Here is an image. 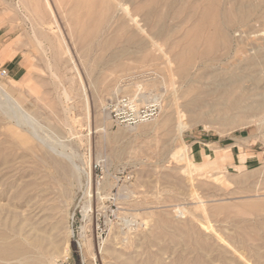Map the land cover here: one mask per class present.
<instances>
[{"label":"rangeland","instance_id":"1","mask_svg":"<svg viewBox=\"0 0 264 264\" xmlns=\"http://www.w3.org/2000/svg\"><path fill=\"white\" fill-rule=\"evenodd\" d=\"M73 1L0 0V85L21 106L18 125L0 123V155L13 154L0 165V233L6 236L0 241L31 237L29 221L39 222L37 234L45 239L0 264H39L40 247L47 264L60 258L71 264H239L205 222L256 263L253 251L264 255V0H215L225 37L183 75L178 47L186 43L192 13L210 0H122L140 26L122 6L107 10L97 3V32L89 37L82 30V42L73 24L91 26L93 1L72 13ZM230 10L236 15L229 19ZM151 94L160 96L161 108L147 122L117 124L106 109L116 97L144 104L140 95ZM9 130L26 143L16 144ZM55 151L73 154L82 172ZM90 169L95 198L83 193ZM31 192L36 199L30 201Z\"/></svg>","mask_w":264,"mask_h":264},{"label":"bare ground","instance_id":"2","mask_svg":"<svg viewBox=\"0 0 264 264\" xmlns=\"http://www.w3.org/2000/svg\"><path fill=\"white\" fill-rule=\"evenodd\" d=\"M89 1L90 0H75V1H73V5H72V13L75 11V10H80L84 5H86L87 3H89ZM91 1H93V9L92 8H89V10H88V16H90V19H88V20H90V21H92L93 20V22H92V24H91V26L89 27V26H85V24H82V23H79V21L77 20V21H75L74 22V24H73V26H74V28L76 29V30H78V34H79V40H80V42H82V41H84V40H87L85 37L86 36H82L81 35V31L83 30L84 31V29H86L87 30V34H89V37H90V33H96L97 31H96V29H97V24L99 23L98 21H99V19H98V16H99V14H101L102 12H100L99 11V14L97 15L96 14V10H97V8L95 7V6H97V3L99 4V5H101V4H104V6H105V8L107 9V10H112V9H114V8H117L118 6H122V10H124L125 11V15L127 16V15H130V16H128L129 17V20L131 21V22H133V23H135L137 26H140V25H138V21H137V18L135 17V15H133L132 13H131V11L130 10H128V8H127V6H125L124 4H121L120 2L122 1V0H91ZM127 1H132V0H127ZM144 1V0H143ZM142 1V2H143ZM140 2H141V0H140ZM147 1H145V4H147L146 3ZM205 3H206V0H205ZM217 3V2H216ZM215 3V0L213 1H208V3H206L205 5H201L200 7H198L193 13H192V16L194 17V21H193V25L192 26H190L189 28V30L187 29V31L185 32V35H184V38H185V40H186V43H185V45L184 46H179L178 48H180L179 50H176V51H179V52H177V58H178V60L176 59V61H179L180 62V64H178V65H180V67H179V72L183 75V74H185V70L186 69H188L187 68V66H189V64H191L193 61H194V59L195 58H201L200 60H202V59H204V58H206L209 54H211L214 50H215V48L217 47V42H218V40L220 39V38H223V37H225V34L223 33V30H222V25H220L219 24V14H220V9H221V7H219V5L218 4H216ZM46 4H47V6H49V2H48V0H46ZM88 6V5H87ZM236 6V5H235ZM101 7V6H100ZM137 7H139V6H137ZM143 8V7H142ZM141 8V9H142ZM236 8H240V6H236ZM236 8H234V9H236ZM231 9H233V8H231ZM95 10V11H94ZM99 10V9H98ZM115 10V9H114ZM113 10V11H114ZM136 10H137V8H136ZM139 10V9H138ZM239 10V9H238ZM102 11H103V9H102ZM140 11V10H139ZM138 11V12H139ZM86 12V11H85ZM111 12V11H110ZM229 12V11H228ZM234 12V10H230V12L228 13V18L230 19L231 17H232V15L233 14H235V12ZM241 10H240V15H241ZM95 13V14H94ZM97 13H98V11H97ZM243 13V12H242ZM86 14V13H85ZM237 14H239V13H237ZM102 15V14H101ZM236 15V14H235ZM87 15H86V17H88ZM243 16V15H242ZM102 17V16H101ZM106 18V17H105ZM239 18H240V16H239ZM92 19V20H91ZM89 21V22H90ZM122 24H123V22H122ZM89 25V24H88ZM124 25H126V23H124ZM150 26V25H149ZM152 28V27H151ZM123 29V28H122ZM85 30V31H86ZM124 30H125V33L126 32H128V34H130V35H133V32H131L130 30H128V28L126 27H124ZM142 31H144L143 29H141ZM84 31V32H85ZM99 31H101V30H99ZM84 32H83V35H84ZM100 33V32H99ZM98 33V34H99ZM86 34V35H87ZM97 36V35H96ZM127 36V39H129L130 40V36H128V35H126ZM134 36V35H133ZM87 37H88V35H87ZM97 38V37H96ZM95 39V38H94ZM113 39H114V37H113ZM96 40V39H95ZM97 40H98V38H97ZM115 40V39H114ZM132 40V39H131ZM98 41H100V40H98ZM116 41V40H115ZM89 42V41H88ZM93 42V41H92ZM108 42V41H107ZM183 42V41H182ZM224 42V41H223ZM86 43V42H85ZM109 43V42H108ZM114 43V42H113ZM112 43V44H113ZM94 44V43H93ZM102 44V43H101ZM106 44V43H105ZM110 44V43H109ZM109 44H107L108 46H109ZM111 44V45H112ZM220 44V43H219ZM103 45V44H102ZM87 45H85V47H86ZM92 46V45H91ZM107 46V47H108ZM219 47V46H218ZM92 48V47H91ZM91 48H89V50L91 49ZM94 48V47H93ZM158 48V47H157ZM156 48V49H157ZM217 49V48H216ZM88 49H87V51H89ZM218 50V49H217ZM86 51V53H89V52H87ZM175 51V52H176ZM85 53V54H86ZM175 54V53H174ZM88 55V54H87ZM174 56H176V54L174 55ZM199 60V59H198ZM193 67V66H192ZM191 67V68H192ZM167 70V69H166ZM172 74V73H171ZM187 74V73H186ZM184 76H186V75H184ZM66 90V89H65ZM114 93V92H113ZM150 93V92H149ZM62 94H64V96L68 99V96H67V94L68 93H66V91H63V93ZM139 94V93H138ZM0 95H2L3 96V100H1L0 99V123L1 122H3V123H12L13 121H16V123H17V125H18V122H19V120H20V117L18 116V114H17V112L18 111H21V106H20V104H19V102H18V100L17 99H15L10 93H8L7 92V90L5 89V88H3L1 85H0ZM160 96L159 95H149V96H144V95H140V98L144 101V102H148V101H152V100H155V99H160L159 98ZM69 100H71V98L69 99ZM66 101V100H65ZM68 101V100H67ZM66 101V102H67ZM65 104V103H64ZM232 106H234V107H236V103H234ZM22 108H23V106H22ZM230 109H231V107H229ZM233 108V107H232ZM247 109H249V107H246V110ZM23 110V109H22ZM65 110V109H64ZM226 110H228V108L226 109ZM27 114H29V113H27ZM31 114V113H30ZM33 116V115H32ZM29 117V116H28ZM31 117V116H30ZM33 118V117H32ZM32 118H30V119H32ZM34 119V118H33ZM36 120V119H35ZM35 120H34V122H35ZM166 120V119H165ZM32 121V120H31ZM22 122V121H21ZM33 122V123H34ZM16 123H13L14 125L16 124ZM2 124V123H1ZM20 124V123H19ZM4 125V124H3ZM21 125H22V123H21ZM13 126V125H12ZM27 127L26 128H29V126L28 125H26ZM13 128V127H12ZM18 128H21V127H18ZM3 129H4V127H3ZM14 130V129H13ZM20 130V129H19ZM25 130V129H24ZM34 130V129H33ZM8 131V130H7ZM12 134H15L16 135V138H18L17 139V142H15L16 144L17 143H19V142H22V144L23 143H26V137L23 135V134H20V132H14V131H12V130H9ZM29 131V130H28ZM35 131V130H34ZM33 131V132H34ZM0 132H1V130H0ZM2 132H3V130H2ZM21 132H22V129H21ZM30 132V131H29ZM1 134V133H0ZM30 134V133H29ZM2 135V134H1ZM0 135V138L2 137ZM14 135V136H15ZM28 135V134H27ZM32 135H36V134H32ZM13 138H15V137H13ZM34 138V137H33ZM15 140V139H14ZM30 140V139H29ZM35 140V139H34ZM19 141V142H18ZM0 142H1V139H0ZM0 144H2V142L0 143ZM16 144H14V145H16ZM47 144H48V142H47ZM13 145V146H14ZM20 145H21V143H20ZM31 145V144H30ZM51 146H52V151L51 152H54V150H55V147H53L54 145H52V144H50ZM25 147H27V150L29 149L28 148V146H26V145H24ZM17 147V146H16ZM32 147V146H31ZM3 150V148H1V151ZM4 151V150H3ZM13 151V150H12ZM25 151V150H24ZM61 151V150H60ZM63 151V150H62ZM15 152V151H14ZM55 152H57V151H55ZM64 152V151H63ZM12 153V152H11ZM65 153H67V152H65ZM14 154H16V153H14ZM22 154V153H21ZM52 155H53V153H51ZM70 154V153H69ZM68 154V155H69ZM10 155L11 154H9L8 156H6V155H4V156H2V155H0V165H7L9 162H10V160H9V158H10ZM13 155V154H12ZM11 155V156H12ZM27 155V154H26ZM57 155H59V156H61V157H63V158H65V159H67V161L69 162V164H70V166L76 171V172H78V174L80 173V171H81V169H80V167L78 166V165H76L75 164V162H73V159L71 158V157H73L74 155L73 154H71L72 156L71 157H69L68 155H66V154H63L62 152H57ZM15 156V155H14ZM17 156H19V154L17 155ZM21 156H23V154L21 155ZM54 156V155H53ZM14 158V157H13ZM12 158V159H13ZM20 159V158H19ZM21 159H23V157L21 158ZM54 159V158H53ZM75 159V158H74ZM17 160H18V158H17ZM25 160V159H24ZM27 160V159H26ZM26 160H25V162H26ZM23 162V161H22ZM22 162H21V164H22ZM13 163V162H12ZM20 163V162H19ZM63 165V164H62ZM52 166V165H51ZM1 167V166H0ZM6 167V166H5ZM54 167L58 170V169H62V166H60V164L59 163H57V161L55 162L54 161ZM1 168H4V167H1ZM21 168V167H20ZM29 168V167H28ZM7 169V168H6ZM16 169V168H15ZM19 169V168H18ZM25 168H23V170H24ZM30 170L32 169L31 167L29 168ZM29 169H27V170H29ZM3 170H5V169H3ZM8 170V169H7ZM19 170H21V169H19ZM29 170V171H30ZM64 170V169H63ZM1 172V171H0ZM25 172H26V170H25ZM82 172V171H81ZM84 174H85V176H86V187H85V190H84V195L85 196H87V197H91L92 196V198H95V195H96V192L95 191H93V187H92V189H91V182H92V177H91V169L90 170H88V171H84ZM35 187V186H34ZM32 191V190H31ZM33 192V191H32ZM30 193V196L28 197L29 198V200L31 201V200H34V199H36L35 198V194L34 193ZM40 191H38L37 193H39ZM41 193V192H40ZM41 195V194H40ZM18 196V195H17ZM45 195H43V197H44ZM244 204V203H243ZM36 205V204H35ZM242 205V204H241ZM248 205V204H247ZM251 205V204H250ZM35 207V206H34ZM38 207V206H37ZM245 207V206H244ZM247 207V206H246ZM36 208V207H35ZM90 208H91V201L90 200H88L87 201V204H85L84 206H83V211L85 212V214H87L89 211H90ZM45 209V208H44ZM48 209V208H47ZM51 209V208H50ZM245 209V208H244ZM247 209V208H246ZM251 209H252V207H251ZM34 210V209H33ZM248 210V209H247ZM252 210H254V209H252ZM46 211V210H45ZM49 212H50V210H49ZM47 213H48V210H47ZM49 214V213H48ZM1 216V215H0ZM4 217V216H3ZM6 217H7V215H6ZM72 217V216H71ZM21 218V217H20ZM43 219H46V218H49V215H45V217H42ZM4 219V218H3ZM6 219V218H5ZM22 220V219H21ZM20 220V221H21ZM24 220V219H23ZM26 220H28V219H26ZM36 220V219H35ZM40 220V219H39ZM189 220V219H188ZM200 220V219H199ZM1 221V220H0ZM186 221V220H185ZM201 221H203V220H201ZM211 221V220H210ZM2 222V221H1ZM43 222V221H42ZM24 223V222H23ZM22 223V225L24 226V224ZM38 221H29V223H28V226H29V229L28 230H31V231H33L34 230V233H33V235H31V237H27V235H24V234H19L18 236L19 237H21V239L20 240H15V241H11V242H1L0 243V258H3V259H6L7 257H10V256H14V257H17L18 255H20V254H24V251L27 249V248H29V247H34V249H36V246H39V244H41L42 242H43V240L45 241V239L42 237L43 235H41L40 233V236L37 234L38 232H42L43 231V228H40V227H38ZM184 223V222H183ZM186 223V222H185ZM184 223V224H185ZM199 223V222H198ZM18 224V223H17ZM16 224V225H17ZM182 225V226H184V228H187V229H190V228H195L194 226H189V225H186V227H185V225ZM193 224V223H192ZM1 225V224H0ZM19 226H21L20 225V223L18 224ZM201 225H202V227L204 228V229H206L207 231H208V233L210 232L212 235H213V237L214 238H216L217 240H220V241H222V242H224L231 250H232V252L233 253H235V255L237 254V256L238 257H240L239 258V260H240V263L239 264H264V255L263 254H261L260 252H259V249H257V250H254L253 251V254H254V256L256 257V260H257V262L256 263H253V261H251V259L250 258H248V257H250L249 256V254H250V251H249V254H248V257L244 254V252L243 251H238V249H236L233 245H231V244H229L227 241H225V239L222 237V235L217 231L218 229H214L212 226H210L209 225V223H201ZM200 224H199V226H201ZM25 226H27V225H25ZM27 226V227H28ZM178 226V225H177ZM188 226H189V228H188ZM5 227H6V224H5ZM17 227V226H16ZM176 227V226H175ZM201 227V228H202ZM251 227V226H250ZM9 228V227H8ZM26 228V227H25ZM173 228V227H172ZM177 228V227H176ZM200 228V229H201ZM243 229L245 228V227H242ZM255 228H257V227H255ZM45 229V228H44ZM81 229H82V231L81 232H83L84 231V229H85V227H84V225L81 227ZM179 229V228H178ZM196 229L197 230H200V229H198V225H197V227H196ZM14 230H15V226H14ZM170 230V229H169ZM203 230V229H202ZM17 231V230H16ZM171 231V230H170ZM170 231H168V232H170ZM174 231H176V229L174 230ZM196 231V230H195ZM240 231V230H239ZM23 232V231H22ZM29 232V231H28ZM45 232V231H44ZM186 232V234L187 233H189L190 231L189 230H187V231H185ZM248 232V231H247ZM247 232H246V234H247ZM249 232H251V230L249 231ZM13 233H15V232H13ZM25 233H27V232H25ZM174 233V232H173ZM16 234H18V233H16ZM44 234V233H43ZM68 234L69 235H71L72 234V231H71V229H69L68 230ZM170 234H172V231H171V233ZM169 233H168V236H170L171 237V235H170ZM175 234H177V233H175ZM192 234H193V232H192ZM192 234L190 233V235H191V237L193 238V236H194V234H193V236H192ZM201 234H202V232H201ZM244 234H245V232H244ZM243 234V235H244ZM249 234V233H248ZM254 234H256V236H258L259 235V233H255L254 232ZM258 234V235H257ZM164 235V234H163ZM173 235V234H172ZM179 235V234H178ZM185 235V234H184ZM198 235H199V233H198ZM5 236V235H4ZM14 236H16V235H14ZM46 236V235H45ZM68 236V235H67ZM150 236V235H149ZM173 236H175V235H173ZM181 236V235H180ZM204 236V235H203ZM177 237V236H176ZM175 237V238H176ZM185 237V236H184ZM187 237H188V235H187ZM244 237V236H243ZM261 237V236H260ZM2 238H3V234L2 233H0V240H2ZM5 238H6V236H5ZM4 238V239H5ZM17 238V237H16ZM172 238L173 237H171V238H169L170 240H172ZM186 238V237H185ZM203 238H205V237H203ZM207 238V237H206ZM205 238V239H206ZM210 239H211V237H209ZM208 238V239H209ZM255 238V237H254ZM3 239V240H4ZM209 239V240H210ZM264 239V238H263ZM2 240V241H3ZM64 240V239H63ZM181 240V239H180ZM183 240V239H182ZM234 240H236V239H234ZM239 240V239H238ZM261 240V239H260ZM53 241V240H52ZM131 241V240H130ZM200 241V240H199ZM263 241V240H262ZM172 242H173V240H172ZM214 242V241H213ZM236 242H237V240H236ZM242 242V241H241ZM244 242H245V239H244ZM52 243V242H51ZM50 243V244H51ZM126 243V242H125ZM128 243V242H127ZM131 243V242H130ZM188 243V242H187ZM190 243V242H189ZM188 243V244H189ZM204 243V242H203ZM214 243H216V242H214ZM182 244H183V242H182ZM211 244H212V241H211ZM210 244V245H211ZM219 244V243H218ZM238 244V243H237ZM245 244H247V243H245ZM263 245H264V242L262 243ZM262 244H260V245H262ZM42 245V244H41ZM185 245H186V243H185ZM190 245V244H189ZM202 245V244H201ZM208 245V244H207ZM213 245V244H212ZM211 245V246H212ZM112 246V245H111ZM114 246V245H113ZM129 246V245H128ZM188 246V245H187ZM192 246L194 247V245L192 244ZM191 246V250H197V249H195V248H193ZM197 246V245H196ZM205 246V245H204ZM209 246V245H208ZM243 246H245L244 245V243H243ZM88 248H89V245L87 246ZM100 247H101V245H100ZM201 247V246H200ZM203 247V246H202ZM257 247V246H256ZM46 248H47V246H46ZM49 248V247H48ZM60 248V247H59ZM193 248V249H192ZM198 248V247H197ZM210 248V247H209ZM220 248V247H219ZM243 248V247H242ZM40 249H41V247H40ZM38 250L39 251V254H40V261H39V264H47V263H44V261H41V260H45V259H47L46 258V254H47V250L45 249L44 251H43V249H41V250ZM57 249H58V246H57V244H55L54 243V247H53V250L54 251H57ZM61 249V248H60ZM188 249V248H187ZM213 249V248H212ZM214 249H216V248H214ZM248 248L246 247V250H247ZM250 249V248H249ZM49 250L51 251V249L49 248ZM189 250V249H188ZM199 250V249H198ZM209 250H211V248L209 249ZM240 250V249H239ZM252 250H253V248H252ZM251 250V251H252ZM109 250H107V252H108ZM34 252V251H33ZM64 252L65 253H67V243H65V245H64ZM117 252H120V251H118L117 250ZM208 252V251H207ZM28 253V252H27ZM35 253V252H34ZM115 253V252H114ZM199 253H200V251H199ZM202 253V252H201ZM206 253V252H205ZM30 254V253H29ZM36 254V253H35ZM38 254V253H37ZM118 254V253H117ZM120 254V253H119ZM203 254V253H202ZM202 254H201V256H202ZM208 254V253H207ZM223 254V253H222ZM222 254L220 255V256H222ZM15 255H17V256H15ZM214 255H216V254H214L213 253V257H215ZM224 255V254H223ZM237 256H235V258L237 257ZM253 256V257H254ZM21 257V256H20ZM25 257H28V256H25ZM24 257V258H25ZM29 257H31V256H29ZM130 257V256H129ZM203 257V256H202ZM210 257V256H209ZM234 257V256H233ZM251 257H252V255H251ZM222 258H224L223 256H222ZM2 259V260H3ZM10 258H8V260H9ZM204 259H207V258H204ZM204 259H203V262H204ZM209 259V258H208ZM208 259L207 260H205V262H209L208 261ZM215 259V258H214ZM22 260V259H21ZM24 260H27V259H24ZM56 259H54L50 264H53L54 263V261H55ZM155 260V259H154ZM157 260V259H156ZM155 260V261H156ZM179 260V259H178ZM199 260H200V258H199ZM225 260V259H224ZM224 260H222V261H224ZM235 259H233V261H234ZM238 260V259H237ZM236 260V261H237ZM157 261H159L160 262V260H157ZM163 260H161V262H162ZM194 261V260H193ZM192 261V262H193ZM216 261V260H215ZM221 261V260H220ZM160 262V263H161ZM175 262H176V260H175ZM179 262V261H178ZM177 262V263H178ZM201 262V261H200ZM226 262V261H225ZM8 263V262H7ZM21 264H22V261L20 262ZM26 263V262H25ZM144 263H146V262H144ZM158 263V262H157ZM160 263H158V264H160ZM224 263V262H223ZM9 264V263H8ZM24 264V263H23ZM27 264V263H26ZM150 264V263H149ZM193 264H197L196 262L195 263H193ZM204 264V263H203ZM212 264V263H211ZM214 264V263H213ZM221 264V263H220ZM237 264V263H236Z\"/></svg>","mask_w":264,"mask_h":264},{"label":"built area","instance_id":"3","mask_svg":"<svg viewBox=\"0 0 264 264\" xmlns=\"http://www.w3.org/2000/svg\"><path fill=\"white\" fill-rule=\"evenodd\" d=\"M5 74V71H2ZM161 100L155 99L144 104L134 97L119 96L111 100L106 109L111 119L122 125H135L153 119L160 111ZM53 264H71L68 258L56 259Z\"/></svg>","mask_w":264,"mask_h":264}]
</instances>
